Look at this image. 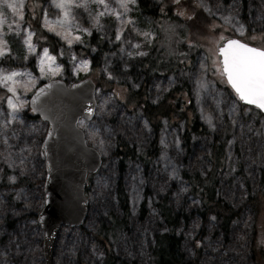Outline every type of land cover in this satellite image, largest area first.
<instances>
[{"label":"rangeland","instance_id":"1","mask_svg":"<svg viewBox=\"0 0 264 264\" xmlns=\"http://www.w3.org/2000/svg\"><path fill=\"white\" fill-rule=\"evenodd\" d=\"M38 1L37 6L32 7L30 5L36 1L23 0L24 6L20 8L21 0H8L16 5V11H13L0 0V42H3L0 47L7 49L0 55V70H3L0 78L7 72L19 73L12 80L0 82V264H45L44 234L37 219L45 205L46 170L40 150L48 125L31 113L30 98L44 83L60 80L70 86L85 78L96 83L97 110L94 120H81L79 128L84 132L87 144L101 154L104 164L97 174L88 178L89 214L86 223L81 228L61 229L53 264H107L104 245L95 235L102 227H110L113 219L122 220L124 217L118 198L120 182L129 200L130 215L128 227L114 242L113 264H152L150 248L155 244L156 236L166 232L157 207L161 201L169 202L175 213L183 211L191 218L188 223L181 220L177 231L181 237V253L187 261L195 257L199 248L196 241L203 231L199 264H264L258 249L255 255L251 254L255 246L253 231L264 219V197L260 186V171L264 169V116L239 103L219 73L215 48L221 37L219 33L229 35L231 31L233 34L229 36L264 48V0H246L245 12L241 0L227 5L221 0H197L217 27L209 36L199 39L204 40V50L196 53L193 62L187 61L183 70L172 77L160 75L149 81L141 72L143 63L146 65V59L156 52L159 43L165 44L163 53L169 54L185 44L187 26L182 24L177 30L176 42L177 39L171 38L167 30L159 27V22L142 13L137 0L129 2L126 14L116 0H105L110 8L122 13V19L131 20V23L122 24L108 12L99 17V26H95L96 14L105 12L104 5L96 0H88L86 8L77 7L80 0H73L68 20L60 23L63 12L54 6L52 0ZM149 1L164 9L172 2ZM230 4L236 5L232 13L236 18L231 24H225L221 17L230 14ZM202 5L211 12L205 11ZM34 10H37L34 16L36 20L39 18L42 30L59 41L56 54L50 47L41 45L36 37L31 27ZM46 20L51 22L55 31L45 26ZM241 24L244 26L243 35L236 31ZM84 28L89 32H83ZM118 28L121 30L120 40L115 38ZM25 29L34 33V53L29 52L24 43ZM77 35L79 40L75 39ZM253 35L255 40L250 39ZM64 36L72 39L71 45ZM99 47L104 48V59L94 71L91 56L99 51ZM43 48H48L49 53L56 56V64L63 65L56 75L40 73L37 57ZM61 50L63 56L59 55ZM187 51L194 54L192 49ZM129 52L133 55L129 56ZM80 60L90 62L88 70L73 72ZM201 77L208 87L201 91L198 101L194 94L195 82ZM109 84H113L114 93L106 90ZM124 86L131 92L146 87V97L153 104L170 92L188 86L195 115L210 131L209 136L194 137L186 144L182 127L166 121L156 136L142 112L125 105ZM10 87L15 91H9ZM9 97L13 103L21 105L15 119L8 105ZM28 112L35 118H30ZM209 115L214 127L207 120ZM118 141L139 151H148L156 141L158 157L149 169L134 159L121 173L115 154ZM215 141L225 147V156L220 159L225 165L216 174L218 197L242 212L228 234L223 233L221 223L215 217H209L205 222L202 220L199 215L201 205L191 195L188 177L195 173L202 177L211 175L214 171L211 151ZM10 176H15V181H10Z\"/></svg>","mask_w":264,"mask_h":264},{"label":"trees","instance_id":"2","mask_svg":"<svg viewBox=\"0 0 264 264\" xmlns=\"http://www.w3.org/2000/svg\"><path fill=\"white\" fill-rule=\"evenodd\" d=\"M33 1H36L37 3L35 2L33 3L34 5L30 6H37L39 1ZM137 1L142 13L151 16L156 23L159 22V27L163 30H167L168 35L174 40L177 39L176 35L179 37L177 30L182 27V24L188 28V35L186 36L188 39L187 42L182 44V46L180 45L177 47L176 50L171 52V54L167 52L163 53V47L165 44L159 43L158 48L155 50L156 52L148 56L145 61L146 65L143 63L141 71L145 74L147 81L160 75L172 77V74H177L179 70H183L187 61L190 63L193 62L192 60L194 59L195 54L204 50L202 48L205 44L202 42L204 40L199 41V39H204L209 36L210 32L217 28L215 25L216 22L213 21L207 13L203 12L197 0H172V2L168 3L166 9L163 7L161 8V5L152 4L149 0ZM221 1L227 5L235 0ZM241 1L243 3V12H245L247 1ZM36 13L37 10L31 18V20L33 19L34 21L31 27L41 45L50 47L52 53L56 54L59 41L42 30L39 18L36 20V17L34 16ZM226 33H228V31H226ZM231 34H233L232 31L229 35ZM221 35L223 37H229V35H224L223 32L219 33V36ZM177 41L178 39L176 42ZM103 49L104 48L99 47V51L91 56L92 66L95 68L94 71L98 69L100 62L104 59L105 52ZM187 49H192V53L194 54H189ZM108 86L109 88L107 87L106 90L114 93L113 84H109ZM124 90L125 92L123 95L125 97V105L128 108H132V110H140L156 136L159 135V130L165 121L172 123L173 126L182 127L183 141L186 144H189L194 137L209 136L210 131L201 125L199 119H197L195 115L194 107H192V102L190 100L192 99L189 91L190 88L188 86H186L184 90L183 88H178L177 90L170 92L156 104L148 101V98L146 97V87L138 90V92H131L127 90L126 87ZM249 109L253 110L252 108ZM253 111H256L261 115L256 109ZM28 114L30 118L34 117L31 116L30 112H28ZM157 145L158 144L155 141L148 151H139L123 141H118L115 154L119 160L121 173L124 172L126 165L134 159H137L145 168L149 169L151 164L158 157ZM224 148V145H221V142L219 141L213 143L211 156L213 157L214 171L210 176L202 177L195 173L188 177L191 195L195 200H198L201 205L199 215L202 220L205 222L209 217H215L220 221L223 233L228 234L232 224L242 212L239 209L232 208L225 201L220 199L217 194V188L215 187L217 182L216 174L219 171V168L225 165L224 163H220V159L225 156ZM241 167L242 166L239 165V169H241ZM260 174L261 194L264 197V169L260 171ZM118 198L124 212L123 219H113L110 227H102L95 235L104 245L107 255V264H113L115 262L114 242L124 229L128 227V219L130 215L129 200L121 182L118 185ZM157 207L159 214L166 225V232L157 235L155 244L150 248L152 264H199L200 254L202 252L200 246L204 232L202 231L197 240L200 241V244L197 245L199 248L196 251L195 257L191 261H187L181 253V237L177 235V231L181 220L188 223L191 218L183 211L178 212V214L175 213L167 201H161L158 203ZM253 233V244H255V246L252 247L251 254L253 253L255 255V250L258 249L260 251V256H262L264 261V219L262 224L256 226Z\"/></svg>","mask_w":264,"mask_h":264},{"label":"water","instance_id":"3","mask_svg":"<svg viewBox=\"0 0 264 264\" xmlns=\"http://www.w3.org/2000/svg\"><path fill=\"white\" fill-rule=\"evenodd\" d=\"M228 39L237 38L219 40L215 46L220 65L222 56L218 54L217 49ZM224 79L226 81V77ZM228 86L234 93L231 86L229 84ZM96 88L95 82L90 78L82 79L70 86L63 81L53 80L37 88L30 98V111L48 125L40 150L46 170L45 205L38 215V224L44 234L45 264H53L60 230L63 227L80 228L88 218L89 202L85 194L88 175L101 170L103 158L96 149L87 144L85 134L79 128V122L92 121L95 118ZM40 89L44 91L38 95ZM33 96H37L35 106L39 110L36 112L32 111ZM239 103L256 108L243 101ZM258 110L264 115V111Z\"/></svg>","mask_w":264,"mask_h":264},{"label":"snow or ice","instance_id":"4","mask_svg":"<svg viewBox=\"0 0 264 264\" xmlns=\"http://www.w3.org/2000/svg\"><path fill=\"white\" fill-rule=\"evenodd\" d=\"M6 3L8 8L13 9L16 11V5L13 3L8 2V0H3ZM54 6L60 9L63 12V19L60 20V23H63L68 20L70 15V9L73 6V0H52ZM88 0H80V3L77 4V7H87ZM98 4L104 5L105 12H98L96 14V18L94 19V25L99 26V17L105 15L106 13H112L117 20H119L122 24L123 23H131V20L122 19V13L116 11L115 8H110L106 3L105 0H96ZM129 2L135 3V0H116L119 8L123 9V13L126 14L129 11ZM23 0H21L19 7L23 8ZM205 8V11L211 12V9L208 8L206 5H202ZM219 8V6H218ZM228 8L231 9L229 15L222 16L221 19L224 21L225 24H231L233 19L236 17L232 14L235 12L236 5L230 4ZM21 17L23 16L22 13H19ZM45 26L49 28L50 31H55V28L52 27L51 22L45 21ZM26 35L24 37V43L27 45L28 51L31 53L36 52V45L32 43V36L34 35L33 32L28 31L25 29ZM83 32L88 33L89 29L84 28L82 29ZM236 31L239 32L241 35L244 34V26L241 24L239 28H236ZM255 31V30H253ZM90 34V33H89ZM57 35H61V33H57ZM144 35H147L146 33ZM67 40L69 45L72 44V39L68 38L67 36L63 37ZM116 40L121 39V30L118 28L116 31ZM76 40L80 39V36H75ZM221 40L225 38L221 35ZM250 39L255 40L256 37L253 35ZM3 43V42H0ZM134 47H138V45H134ZM7 49L4 47H0V55H3ZM123 51V49H121ZM218 54L222 56V64L219 68V73L222 77H226L227 83L231 86L234 90L235 96L238 98L239 101H243L248 105H254L256 108L264 111V48L254 47L251 46L249 43L242 42L239 39H228L223 46H219ZM63 50L60 51L59 55L63 56ZM144 53H137V55H143ZM129 56H132L133 53L129 52ZM26 58V57H25ZM39 61V68L41 75H49L53 76L56 75L58 72L61 71L63 65L56 64V56L51 55L49 53L48 48H43L42 53L37 57ZM75 60V56L72 57ZM88 60H80L78 64H76L73 68V72L78 70H88L89 65ZM215 63V62H214ZM203 67V65H202ZM3 72V70H0ZM27 75L31 76V73H26ZM19 75L17 71L7 72L0 78V82L12 80L13 77ZM111 75V73H109ZM13 83H17V81H13ZM196 89L195 95L197 96V100L199 101L200 94L202 90H205L208 87V83L201 77L196 80ZM50 87V85H49ZM9 91H15L13 88H9ZM44 89H40L39 93H43ZM33 107L32 111L36 112L39 109L35 106V102L37 100V96H33ZM23 102H21L22 104ZM8 105L13 110V119L16 118V114L19 112L20 104L13 103L11 97L8 98ZM235 108V103H233V109ZM91 111V109H89ZM247 111V110H246ZM203 114V113H202ZM47 119V117H45ZM207 120L211 126L212 125V116L209 115ZM51 135V133H49ZM5 143L7 140L5 139ZM103 143V141H101ZM178 144V140L176 141ZM232 142L229 141V144ZM161 144L164 145L165 141L162 139ZM167 147V145H165ZM23 163V159H21V164ZM10 181H15V176L8 177ZM43 220V216L41 217ZM196 244L199 245L200 241H196Z\"/></svg>","mask_w":264,"mask_h":264}]
</instances>
